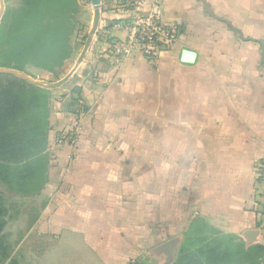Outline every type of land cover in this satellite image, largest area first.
<instances>
[{"label":"crops","instance_id":"0c3cea01","mask_svg":"<svg viewBox=\"0 0 264 264\" xmlns=\"http://www.w3.org/2000/svg\"><path fill=\"white\" fill-rule=\"evenodd\" d=\"M136 1L179 28L156 65L111 50L127 43ZM100 2L89 50L79 65L84 48L72 50L61 69L73 74L51 105L46 234L77 238L101 264L169 262L198 220L264 245L252 210L264 65L260 44L244 40L264 43V0ZM79 4L92 27V1Z\"/></svg>","mask_w":264,"mask_h":264},{"label":"rangeland","instance_id":"374dc122","mask_svg":"<svg viewBox=\"0 0 264 264\" xmlns=\"http://www.w3.org/2000/svg\"><path fill=\"white\" fill-rule=\"evenodd\" d=\"M3 2L4 13L0 21V67H5L7 37L16 24V17L22 10L21 0H3ZM42 9L45 13V19H52L58 12L62 11L55 4L50 7L49 5L48 7L42 6ZM83 11V7L77 0L76 8L71 16L75 27L70 37L72 50L77 46L80 49L84 48L91 29V25L88 27L85 25ZM69 58L63 66L67 65ZM260 59L261 64L264 65L263 48H261ZM68 65H72V63ZM62 67L48 71L27 65L23 68V72L43 83L56 84L66 76L61 69ZM7 76L10 75L0 74V95L9 88L10 91L24 90L40 95L42 93L37 101L30 103L26 108H22L17 117L8 123L10 139L5 146L0 144V200L7 211L6 228L3 232V248L8 250L10 257L8 263L15 261L16 264H101L92 254L88 253L87 247L78 243L77 238L65 236L59 239L56 235L46 234L45 222L41 223L43 213L49 205L53 193L52 191H44L47 184V180L45 182V177L47 178L45 170L49 156L46 151L44 154V151H41V130L43 128L46 130L47 124H49L50 130L49 118L52 102L63 93L62 90L66 83L50 89L35 86L23 80L12 79V83L9 85L8 82L11 78ZM30 167L34 173H37L36 177L32 181L23 180L25 176L29 175L26 172L30 170ZM44 183L46 184L44 185ZM42 185L44 186L40 191ZM203 235L224 237L225 234L205 221L198 220L195 227L170 252L171 261L162 263L150 257L136 260L131 264H177L183 245L189 242L196 246ZM238 242L247 246L250 245L241 239Z\"/></svg>","mask_w":264,"mask_h":264},{"label":"trees","instance_id":"16d2710c","mask_svg":"<svg viewBox=\"0 0 264 264\" xmlns=\"http://www.w3.org/2000/svg\"><path fill=\"white\" fill-rule=\"evenodd\" d=\"M21 1L22 10L16 17V24L12 27L6 41L5 67L22 72L27 65L48 71L62 67L72 54L70 37L75 27L71 16L76 8L77 0ZM54 4L58 5L62 11L58 12L52 19H45L42 6L48 7L49 5L50 7ZM219 20L224 22L232 32L243 38L231 23L223 19ZM44 31L47 33L44 34ZM244 40L258 43L264 49V43L261 41ZM7 77L11 78L8 82L9 85H11L12 79L22 81L14 76ZM41 95L24 90L10 91V88L1 93L0 144L2 146H5L10 139L8 123L17 117L22 108H26L30 103L37 101ZM75 101L72 104L77 107ZM48 132L49 124L46 125V130L45 128L41 130V151H44L43 154L48 147ZM48 163L49 161H47L45 174H47ZM26 173L29 175L25 176L23 180L32 181L37 175L32 167ZM46 180L45 177V182ZM44 185L40 187V191ZM6 213V207L0 200V264H7L10 261L8 250L3 248ZM238 241H240L239 238L231 235H224V237L203 235L198 245L193 246L189 242L183 245L177 264H264V245L247 246ZM8 264L16 263L11 261Z\"/></svg>","mask_w":264,"mask_h":264},{"label":"built area","instance_id":"2783aa9c","mask_svg":"<svg viewBox=\"0 0 264 264\" xmlns=\"http://www.w3.org/2000/svg\"><path fill=\"white\" fill-rule=\"evenodd\" d=\"M141 1L133 5L134 15L127 25L129 38L126 44L113 43L112 53L116 57L140 53L152 65H156L161 55L172 50L178 40L179 28L175 24H164L159 5L149 11H141ZM256 186L252 196V210L258 218V226L264 232V160L255 167Z\"/></svg>","mask_w":264,"mask_h":264},{"label":"water","instance_id":"95a60500","mask_svg":"<svg viewBox=\"0 0 264 264\" xmlns=\"http://www.w3.org/2000/svg\"><path fill=\"white\" fill-rule=\"evenodd\" d=\"M91 1H92L93 9H94V19H93L92 27L88 33V37H87L86 43L84 45V49H83L82 54L78 60V65L83 62L85 55L89 50L92 39L95 36V34L97 33V30L99 27L101 2H100V0H91ZM3 13H4V2H3V0H0V21L2 19ZM0 74H6V75L17 77V78H19L25 82H28L29 84L35 85V86L47 87L50 89H54V88L60 87L63 84L67 83L69 78L72 76L73 73H70L64 79H62L60 82H58L56 84L43 83L41 81L33 79L28 74H26L22 71L15 70L12 68H7V67H0Z\"/></svg>","mask_w":264,"mask_h":264}]
</instances>
